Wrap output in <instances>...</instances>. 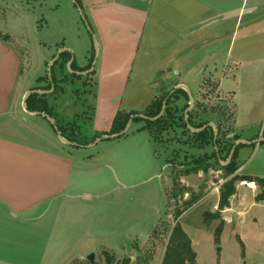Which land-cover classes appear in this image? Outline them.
I'll use <instances>...</instances> for the list:
<instances>
[{
	"label": "rangeland",
	"instance_id": "1",
	"mask_svg": "<svg viewBox=\"0 0 264 264\" xmlns=\"http://www.w3.org/2000/svg\"><path fill=\"white\" fill-rule=\"evenodd\" d=\"M86 13L82 0H0V35L10 33L25 59L20 86L50 91L46 90L51 83L49 67L57 60L58 86L51 83L56 93L46 95L59 116L58 127L71 126L69 131L80 135L75 145L65 144L56 135L57 140L50 142L71 164L73 174L63 192L43 204L46 218L41 223L30 228L21 217L6 220L0 214V264H91L90 254L95 255L92 264H125L126 259L135 264L139 256V264L146 258L149 264H163L169 233L177 223L195 252V260L185 264H264V203L255 200L251 188L255 183L241 181L247 176L264 178V142H257L264 128V81L248 86L254 74L247 70L240 75L242 83L233 76L226 78L222 62L213 58L203 61V70L200 66L187 70V98L180 94L171 102L176 117L182 119L188 104L187 120L191 117L197 124L212 125L217 133L215 149L221 148L223 156L238 141L256 142L232 156L238 167L232 175L217 167L197 172L199 165L194 162L205 151L184 144L181 129L164 132L152 144L141 121L132 122L121 138L87 147L94 144L96 134L105 132L92 122L96 78L90 68L83 71L90 72L87 77L72 79L76 71L69 69V63L60 68L58 55L62 49L71 50L79 68L87 67L92 56L97 61V37ZM142 39L131 83L117 112L143 113L154 99L180 86L176 75H170V67L177 65L170 62V56L179 46L175 38L170 44L169 29L165 34L159 26L154 30L148 26ZM61 42L64 48L56 51L55 44ZM196 61L200 63L194 58L192 66ZM214 77L223 80L221 88L227 96L220 94ZM232 92L234 104L228 95ZM17 120L16 127L28 133L31 125L22 117ZM43 136L39 135L37 143L49 149L48 138ZM206 152L211 155L213 147ZM232 180L235 193L230 206L220 211L221 192ZM185 189L191 191L183 195ZM191 200L194 205L176 218L175 211L183 210Z\"/></svg>",
	"mask_w": 264,
	"mask_h": 264
},
{
	"label": "crops",
	"instance_id": "2",
	"mask_svg": "<svg viewBox=\"0 0 264 264\" xmlns=\"http://www.w3.org/2000/svg\"><path fill=\"white\" fill-rule=\"evenodd\" d=\"M82 2L97 37V68L94 67L97 97L92 122L98 130L107 132L111 127L118 102L120 107L122 95L131 83L148 26L151 30L159 26L165 34L169 29L170 44L175 40L178 43V51L170 56V62L177 64L170 67V75L179 79L177 85L188 88L184 78L187 70L199 66L203 70V61L213 58L222 62L221 72L226 78L233 76L241 82L240 75L247 70L254 74L248 86H256L261 79L264 81V0ZM60 46L64 44H55L56 51ZM194 58L200 63L196 61L192 66ZM24 61L13 42L0 40V214L7 216L6 220L21 217L32 228L46 218L43 204L63 192L73 171L68 160L57 154L58 149L51 145L59 137L55 123L23 107L24 96L31 91L20 86ZM242 77L244 80L245 76ZM216 79L218 91L225 95L221 88L223 80ZM228 95L234 104V93ZM20 117L31 125L28 133L16 127ZM42 133L48 138L49 149L37 143ZM251 188L256 196L259 188L254 184ZM261 203L264 202L258 204ZM41 207L44 209L40 210Z\"/></svg>",
	"mask_w": 264,
	"mask_h": 264
},
{
	"label": "trees",
	"instance_id": "3",
	"mask_svg": "<svg viewBox=\"0 0 264 264\" xmlns=\"http://www.w3.org/2000/svg\"><path fill=\"white\" fill-rule=\"evenodd\" d=\"M77 3H80V0H74ZM87 18V16H85ZM87 21L90 25L91 31L93 30L88 18ZM93 32V31H92ZM12 36L9 33L2 32V36L0 35V40L2 41H11ZM13 39V38H12ZM64 48L63 46H60L58 49ZM59 61H61L60 68L63 69V66L67 63H69L72 60L71 64V70L77 71V72H83L86 70H89L92 66L94 57L92 56L89 59V64L85 68H79L76 66L74 54L73 52L66 50L59 54ZM58 61L56 60L55 63ZM53 64L51 68V76L53 80L54 86H58L57 80L54 77V66ZM64 66V67H65ZM95 75V70L91 71V76L93 77ZM65 77V76H64ZM72 79L82 80L83 78L87 77L81 74L71 73ZM65 78H62L64 80ZM85 84V82H83ZM51 83L49 82L48 87L46 90L51 89ZM173 92H166L165 95L162 98H156L152 102V104L144 111L143 113L140 112H117L116 116L114 117L111 127L109 131L98 133L93 137V141H95L97 138L101 140L111 139V138H105V136L110 135H116L122 132L127 125L128 121L132 119V122L134 121H141L142 123H145V126L142 127V130H145L148 135L150 136V139L152 143L158 142L160 137L163 136V133L168 131H176L178 129H181V136L184 139V144L188 145L189 148H193L197 151H205V154L203 156H200L195 160L194 163L196 165H199V168L197 169V172L203 171L204 173H207L211 168H219L220 170H224L227 172V175L234 174L238 167L235 164L234 160L231 159L230 162L229 156L231 153V150L234 146V144L231 145V147L228 149V154L223 156L221 155V148H219V151L215 149L216 145H218V141L214 140V129L209 126L208 122H202L201 124H197L191 117L188 120H186L187 116L185 113V110L188 107V104H186V107L183 108V113L181 115L182 119L180 117H176L175 111L170 106L171 102L174 101V98L182 94L187 98L186 92L181 88H173ZM40 90V89H37ZM44 90V89H42ZM56 91H53L52 94H55ZM166 102V107L164 109V112L161 116L159 114L161 113L163 103ZM26 110L29 112H36L39 114H44L50 117L54 120V123L56 127L58 128L59 133L68 141L72 143H77L78 135L79 133L73 132L72 130L69 131L71 128L66 125L63 127V129L59 128L57 125V121L59 122V116L58 114H55L54 109L50 105L48 101V95H40V94H31L27 100H26ZM177 113V112H176ZM58 116V117H57ZM141 116H144L146 118H143ZM189 125L196 130L195 132H192L189 128ZM80 136V135H79ZM124 136V135H123ZM121 136V137H123ZM118 137V138H121ZM261 138L264 139V128L262 131ZM116 139V138H114ZM159 139V140H158ZM264 142V140L262 141ZM86 143L87 144H90ZM256 142H251L249 145H253ZM78 144V143H77ZM247 144H239L234 151V158L236 157L238 149L243 148ZM79 147V146H78ZM209 147H213V152L211 155L207 154V149ZM156 152V150H155ZM157 153V152H156ZM226 162H228L226 164ZM166 163L170 164V160L166 159ZM187 166V165H186ZM171 167L177 169L175 165H171ZM189 172L187 171L186 174ZM235 180H232L228 186L226 187L225 192H221V201L219 204V209L224 210L226 208H229V199L232 195H234L235 190L232 188V182ZM241 181H247L250 183H255L256 186L259 188V193L255 196L256 202H264V178H258L253 176H247L242 177ZM191 190L185 189L184 192L181 193L184 195L185 193H189ZM195 201L191 200L187 202L186 207L183 210H177L175 211V217L179 218L183 215V213L191 208L194 205ZM220 232V229H217L216 231V238H218V234ZM241 242V241H240ZM195 260V252L192 249L191 240L188 237V235L184 232L182 226L180 223H177L171 232L169 233V243L165 252V257L163 264H185L186 262H193ZM150 258H146L145 260H141L140 264H149ZM130 262V259H126L125 264H128ZM112 264L113 262L110 261ZM119 264V263H116ZM137 264V263H135Z\"/></svg>",
	"mask_w": 264,
	"mask_h": 264
},
{
	"label": "water",
	"instance_id": "4",
	"mask_svg": "<svg viewBox=\"0 0 264 264\" xmlns=\"http://www.w3.org/2000/svg\"><path fill=\"white\" fill-rule=\"evenodd\" d=\"M95 45H96V48H97V42H96V40H95ZM97 49H98V48H97ZM63 51H66V50H63V49H62L61 51H59V54H60L61 52H63ZM59 54H58V55H59ZM54 61H55V60H54ZM54 61L51 62L50 67H49L50 79H51V83H52V84H53V80H52V76H51V68H52V66H53V64H54ZM71 64H72V60L69 62V65H68V67H69L70 70H71ZM95 65H96V62L94 61V62L92 63V66H91V70H90V72L94 70ZM90 72H83V73H82V72H77V71H76L75 73H76V74H81V75H88ZM177 88H181V89H183V90H184V89L187 90L186 86H184V85H180V86H178ZM53 89H54V86L52 85L50 91H40V90H31V91H28V92L25 94L24 99H23V107L26 109V100H27V98H28L31 94H48V93L52 92ZM189 98H190V100L192 101V98H191V97H189ZM165 107H166V102L163 103L162 110H161V113L159 114V116H161V115L163 114ZM37 114H39V113H37ZM42 115L45 116L46 118H48V120H50L52 124H54V121H53L50 117H48L47 115H44V114H42ZM141 117L146 118V117H144V116H141ZM186 120H187V119H186ZM131 123H132V119H130V120L128 121L127 125L125 126V128H124V130H123L122 132H120L119 134H116V135L105 136V138H111V139H114V138H118V137L123 136L124 134H126V133L128 132V129H129ZM209 126H212V125L209 124ZM54 127H55V129H56V131H57V133H58V135H59V138H60L65 144H68V145H75L74 143H71L70 141L65 140V139L60 135V133H59V131H58V128L56 127L55 124H54ZM189 128H190V130H191L192 132H195V131H196V130H194L190 125H189ZM216 138H217V133H216V131H215V133H214V140H216ZM100 140H101V139H99V138L96 139L95 142H94V144H92V145H90V146L87 145V147H91V146L97 144ZM263 140H264V139L261 138V139H260L259 141H257V142H261V141H263ZM241 143H243V144H250L249 142H241V141L236 142L235 145L233 146V149L231 150V153H230V156H229V160H228V162L231 160V158H232V156H233V153H234V151H235V148H236L239 144H241ZM228 162H226V164H227ZM94 257H95L94 254H90V255L87 257V260L92 264V263L94 262ZM139 261H140V256L136 258V262H137V264H139Z\"/></svg>",
	"mask_w": 264,
	"mask_h": 264
}]
</instances>
